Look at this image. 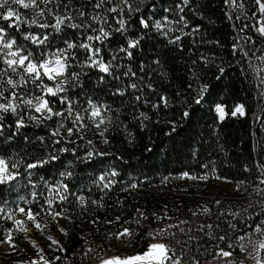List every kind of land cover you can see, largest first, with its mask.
<instances>
[{"label":"trees","instance_id":"1","mask_svg":"<svg viewBox=\"0 0 264 264\" xmlns=\"http://www.w3.org/2000/svg\"><path fill=\"white\" fill-rule=\"evenodd\" d=\"M95 2L71 0L70 8L73 15L76 9L91 13ZM65 3L68 0H62L61 13ZM117 4L119 0H114L99 11L103 13ZM129 4L133 11L124 7L123 13L126 31H112L103 43L93 42L94 47L101 49L104 62L112 61V75L97 68H82L86 53L79 49L75 51L80 63L72 61L69 69L81 73L79 84L67 93L77 101L76 111L85 115L89 99L110 107L111 111L103 113L105 123L101 128L86 118L83 131L68 137L61 129L64 139L54 145L52 141L57 138L51 132L59 118L53 117L39 126L29 124L11 140L5 137L15 132L14 127L6 128L0 136V156L22 160V173L25 164L47 159L53 149H69L56 151L58 160L32 169L31 183L24 173L18 189L9 191L0 186V201H7L9 208L14 210L19 197H24L32 203L19 201L20 206L26 211L30 207L35 213L46 207L47 197L55 195L48 188L62 180L60 174L72 173L63 178L69 189L67 200L61 203L57 199L53 204L57 211L63 208L70 219L58 217L57 223L42 213L37 220L47 225L43 233L31 222L27 224V230L39 234L40 244H35L43 249L45 257H60L56 264H68L71 258L77 263L84 258L86 246H99L94 248L96 258L117 249L130 253L140 247L133 251L143 252L147 232L161 218L184 221L180 214L195 216L193 213L200 212L205 221L216 219L218 232L229 235V221L240 220V212L249 213L252 206L248 203L259 199L264 189V35L256 30L264 24V13L259 11L256 0H236V4L230 0H188L187 5L183 0H129ZM21 13L32 16L31 9H21ZM116 15L107 14L106 27H119L113 18ZM141 19L148 23L147 28ZM156 22L161 25L159 29ZM3 23L6 22L0 21ZM23 29L28 30L26 25ZM61 38L76 40L77 32L65 29L57 35L54 48L64 47ZM18 39L22 41V37ZM129 40H139L137 47L130 49L131 57L120 51L128 47ZM204 86L207 90L201 93ZM118 91L124 94L119 95ZM239 105L244 114L233 116ZM66 106L56 99V110ZM218 107L224 109L223 119ZM5 124L14 125L10 114ZM65 127H72L70 120ZM104 128L107 131L101 136ZM90 152L92 157L86 159ZM112 172L117 175L111 177ZM184 173L197 179L185 177ZM102 175L113 181L107 189L97 186ZM32 192L36 193L35 200ZM80 196L85 198L83 205L78 200ZM216 201L221 202L219 206ZM202 206L210 212L203 213ZM219 209L226 210V215L221 216ZM144 217L146 222L139 227L133 247L125 238L122 242L109 239L126 228L128 222L144 221ZM17 219L23 216L18 215ZM232 224L236 230L230 227V232H238L239 223ZM0 225L3 241L13 223L0 219ZM61 227L67 235L59 231ZM48 236L59 241L63 251L56 245L50 247ZM12 237L15 248L5 252L0 243V264H28L37 254L36 248L24 232L14 231ZM210 243L200 238L191 241L193 250L184 255V261L197 259L203 253L211 256L218 245L215 242L211 247Z\"/></svg>","mask_w":264,"mask_h":264},{"label":"snow or ice","instance_id":"2","mask_svg":"<svg viewBox=\"0 0 264 264\" xmlns=\"http://www.w3.org/2000/svg\"><path fill=\"white\" fill-rule=\"evenodd\" d=\"M113 2L114 0H96L93 4V12L89 13L83 9H76V14L73 15L70 8L71 0L64 4L63 13L60 12L62 0H0V21L6 22L0 24V136L4 135L6 128L14 127L15 132H11L5 137V140H11L14 135L18 134L22 128L28 127L29 124L39 126L43 122L52 120L53 117L59 118L57 127L51 132V136L57 138L52 141L54 145L61 143L64 139L61 129L66 131L68 137H71L74 132L83 131L87 127L84 123L86 118L93 122L97 129L101 128V125L105 123L103 113L111 111L110 107L104 104H97L89 99L88 108L84 109L85 115L76 111L74 106L77 101L70 99L67 93L70 87H75L79 84L81 73L70 72L69 69L73 67L72 61L77 64L80 63L76 59L75 51L79 49L86 53V60L80 65L82 68L85 66L97 68L103 73L112 75V61L105 63L104 58L100 55L101 49L94 47L93 42L99 41L103 43L104 40L109 38L112 31L125 32L127 22L123 15L124 7H127L129 12L133 11L129 0H119L117 6L109 7L103 13L99 11L104 9L105 5L113 4ZM230 2L236 4V0H230ZM89 3H91V0H89ZM183 3L187 5L188 0H183ZM256 3L259 5V11L264 13V3H261V0H256ZM237 6L243 7L242 4ZM21 9H31L32 16L23 15ZM180 10L183 11V8ZM108 13L117 14L113 18L119 25L118 28L111 29L110 26L106 27L108 25ZM49 17H51V20ZM77 19L80 20V23H76ZM181 20H183V17H181ZM140 23L144 28L148 27V23L145 20L141 19ZM24 25L27 26V31L23 29ZM156 27L158 29L161 27L159 22H156ZM34 28L38 29V31L33 32L32 29ZM65 29L76 30V40L61 38L64 47L54 48V41L57 39V35L64 32ZM256 30L261 35H264V24ZM17 34L22 37V41L18 39ZM179 39L180 37H176V40ZM138 44L139 40H129L128 47L121 48L120 51L131 57L130 49L137 47ZM129 74L125 73V75ZM131 75H134V73H131ZM114 78L118 79L119 77ZM101 80H103V77H101ZM48 82H51V84ZM262 83H264V77H262ZM131 87L135 89L136 85L132 84ZM206 90L207 88L204 86L200 89V92L202 93ZM118 94L123 95L124 93L118 91ZM53 98L58 99L60 105L67 106L56 110V99ZM195 102L199 104L200 99ZM217 111L220 113V118L223 119L224 109L218 107ZM9 114L14 118V125L5 124V118ZM237 114H244L242 105L237 106L232 112L233 116ZM184 115L187 116L188 113L186 112ZM69 120L72 127H65V122ZM106 131L107 128H104L100 131V135L103 136ZM40 140L43 143L42 137ZM105 143H107L106 140ZM56 151L67 152L69 149H53L47 159H38L35 162L24 165V173H27L30 183L31 170L58 160L59 156L55 154ZM92 155L93 153H88L86 159H90ZM21 164L22 160H13L11 157L4 158L0 156V186L6 187L9 191L18 189L21 186L20 178L24 175L20 171ZM60 175L62 180L57 181L54 186L48 188V191L55 195L47 197L45 199L46 207L42 206L35 213L30 207L26 211L25 207L20 206L19 201H23L25 204L32 203V201L26 200L24 197H19L14 210L8 207L7 201H0V219L9 220L13 223V228L6 230L5 239L0 241V243H8L10 247L15 248V244L12 242V233L15 231L26 234L28 222H31L37 230L43 233L47 225H42L37 220V217L42 213L50 216L57 223L58 217L70 219L63 208L57 211L53 207L57 199L61 203L67 200L69 192L68 185L63 183V178L71 177L72 173L66 171ZM109 175L115 177L117 173L112 172ZM184 176L190 179H197L195 176L189 177L188 173H184ZM216 178L219 179V177ZM112 182L108 176L102 175L99 177L97 186L107 189ZM261 183H264V180ZM132 187L134 188L136 185H132ZM31 195L33 200H35L36 193L32 192ZM260 195L264 197V189L261 190ZM78 200L81 205L85 203L83 196L78 197ZM92 203L97 204L98 202L92 201ZM220 203V201H216L217 206ZM57 207H60V205L57 204ZM202 212L208 214L210 209L207 206H202ZM18 215H22L23 219H17ZM193 215H196V213H193ZM220 215L223 216L224 213H220ZM232 215L236 216L239 213H233ZM141 216H143V213H141ZM144 218L146 219L147 217ZM116 219L118 221L119 217ZM181 223H187V221H181ZM229 226L236 230V225L230 221ZM173 227L178 226H162L149 233L148 236L154 242L148 243L143 252L138 251L124 257L117 255L111 258H102L100 264H199V260L196 257H192L189 262L183 260V256L186 254L185 246L190 245V242L197 239V237L189 236L187 240L180 239L177 233L171 231ZM212 227L211 224H201L198 230L203 231L204 228L212 229ZM0 228H2V225H0ZM59 231L67 235L64 228H59ZM254 232L260 234L261 239L259 241H253L251 238L252 233L247 232L238 237V243L241 251L248 252V246L244 243L245 239H247L248 245L252 248V252H248V254L253 259H257V264H261L260 260L253 256L252 253H258L259 250L264 249V222L257 224ZM133 235L134 233L128 228H124L122 231L112 234L109 239L114 238L116 241L122 242L123 238H130ZM208 235L211 236V232ZM47 239L51 241L50 247L56 245L60 251H63L59 241L51 236H48ZM218 239L223 241L226 237L220 236ZM32 243L33 247L36 248L37 258L32 259L30 264H56V261L60 259L57 256L49 260L43 254V249L39 248L34 241ZM129 243H131V240H129ZM229 248H233V245L229 244ZM231 254L230 251H223L222 249L219 253V255L224 257H228ZM229 264H244V262L237 260L231 261Z\"/></svg>","mask_w":264,"mask_h":264},{"label":"built area","instance_id":"3","mask_svg":"<svg viewBox=\"0 0 264 264\" xmlns=\"http://www.w3.org/2000/svg\"><path fill=\"white\" fill-rule=\"evenodd\" d=\"M254 206H252L251 211L249 213H241L240 211V220H233L231 223H239V231L238 232H230V226L229 228V235L224 233V231H219V224L215 221L216 219H213V221H205V218L201 216V213H197L195 216H186V214H180L184 215V221H187V223H181L177 222V218H173V221H159V224L157 227H152V231L167 225H174L178 227L171 228V231L174 233H177L178 238L187 240L189 236L197 237V239H194L192 241H199L200 239H206V241L210 242V246H215V242L218 245V247L215 248V252L211 256H207L206 253H203L199 258V264H212L213 262H220L222 264H229L231 261H237L242 260L244 264H257V259H253L252 256L248 254V252H252V248L250 245H248L247 239H245L244 243L248 246V252L241 251L238 243V237L241 235H244L247 232L252 233V240L253 241H259L261 239L260 234L254 232V228L257 224H261V222H264V197L259 195V199H256V201L253 203ZM211 210V209H210ZM221 213H224L223 216L226 215V210H218ZM143 217V216H142ZM143 222H146V219L144 221L139 220L138 221H131L126 224V228H128L131 232L134 233V235L127 239V243L129 246H134L135 244V237L136 234H138L139 227L143 224ZM208 225L211 224L213 227L212 229L204 228L203 231H199L200 225ZM183 230V231H181ZM150 232V233H151ZM211 232V236L208 235V233ZM220 236H225L226 239L221 241L218 239ZM129 240H131V243H129ZM154 242L151 240V238L148 236L145 239V246H147L148 243ZM166 242V241H165ZM229 244L233 245V248H229ZM99 246H86L85 249H83L84 252V258L80 259L77 263L71 259H68V264H95L96 263V255H94V248ZM140 247H136L133 250H137ZM91 249V251H89ZM221 249L223 251H230L232 254L228 257H224L219 255ZM130 251L128 253L124 250H110L109 251V257L112 255H121V254H131L134 251ZM193 248L192 245H186L185 246V253L192 252ZM106 251V250H105ZM253 256H256L261 264H264V249L259 250L258 253H252ZM184 257V256H183ZM184 260V259H183Z\"/></svg>","mask_w":264,"mask_h":264},{"label":"rangeland","instance_id":"4","mask_svg":"<svg viewBox=\"0 0 264 264\" xmlns=\"http://www.w3.org/2000/svg\"><path fill=\"white\" fill-rule=\"evenodd\" d=\"M261 3H264V0H261ZM26 236H28V239L27 240H29V241H31V242H35V243H37V244H40V241H38L39 240V234H37V233H35L34 234V232H33V230L32 229H28L27 230V233H26ZM135 252H132L131 254H134ZM128 255H130V254H128ZM114 256H117V255H111L110 257H106V256H104V257H102V258H111V257H114ZM119 256H121V257H124V256H127L126 254H121V255H119ZM35 258H37V254H34L32 257H31V259L29 260V263L28 264H30V262H31V260L32 259H35ZM95 264H100V261L99 262H96Z\"/></svg>","mask_w":264,"mask_h":264},{"label":"bare ground","instance_id":"5","mask_svg":"<svg viewBox=\"0 0 264 264\" xmlns=\"http://www.w3.org/2000/svg\"><path fill=\"white\" fill-rule=\"evenodd\" d=\"M249 204V206H253L252 204H253V202H250V203H248ZM155 227H157V226H155ZM152 231V229H150L149 230V232H147V236H148V234L150 233ZM3 250L5 251V252H7L9 249H10V245L8 244V243H3ZM104 256H108L109 257V255H106V254H99V255H97V258H96V262H99V261H101V259H102V257H104ZM105 257V258H106ZM212 264H222V263H220V262H213Z\"/></svg>","mask_w":264,"mask_h":264}]
</instances>
